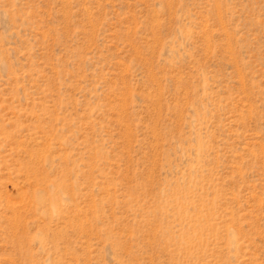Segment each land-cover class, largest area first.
I'll return each instance as SVG.
<instances>
[{
    "label": "rangeland",
    "instance_id": "1",
    "mask_svg": "<svg viewBox=\"0 0 264 264\" xmlns=\"http://www.w3.org/2000/svg\"><path fill=\"white\" fill-rule=\"evenodd\" d=\"M0 264H264V0H0Z\"/></svg>",
    "mask_w": 264,
    "mask_h": 264
}]
</instances>
